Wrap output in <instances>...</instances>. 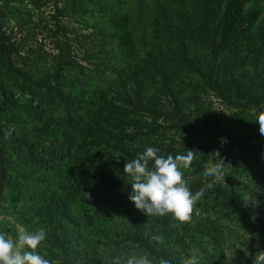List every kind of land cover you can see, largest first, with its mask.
<instances>
[{"label": "trees", "instance_id": "16d2710c", "mask_svg": "<svg viewBox=\"0 0 264 264\" xmlns=\"http://www.w3.org/2000/svg\"><path fill=\"white\" fill-rule=\"evenodd\" d=\"M57 3L86 33L39 76L12 67L0 34V182L14 222L46 232L37 253L50 264H115L142 251L173 264L191 253L201 264H253L264 251V0ZM209 91L228 113L204 105ZM149 147L195 152L182 170L193 193L211 182L203 171L219 151L224 178L189 222L128 199L124 165ZM249 193L258 203L246 206Z\"/></svg>", "mask_w": 264, "mask_h": 264}, {"label": "clouds", "instance_id": "9594fccd", "mask_svg": "<svg viewBox=\"0 0 264 264\" xmlns=\"http://www.w3.org/2000/svg\"><path fill=\"white\" fill-rule=\"evenodd\" d=\"M256 122L259 124L260 134L264 135V111L259 112ZM225 142L226 138H222L221 144ZM158 151L157 148L149 147L124 165V173L131 177L132 184L128 199L148 216L172 214L174 219L182 223L189 222L194 205L204 197L206 191L214 187L217 180L224 178V161L218 150L214 152L218 159L206 165L203 171L204 177L212 178L211 182L193 193L182 170L191 166L195 152L187 150L186 154L165 157L158 155ZM244 200L246 206L250 201L255 202L250 193L244 196ZM45 239L46 232L43 229L32 232L21 230L15 241L0 233V264H50L49 260L36 251ZM151 239L157 243L163 242V237L159 235H154ZM201 260L199 254L191 253L176 257L175 264H201ZM115 264H173V261L156 258L142 251L124 260L117 257ZM253 264H264V251L255 255Z\"/></svg>", "mask_w": 264, "mask_h": 264}, {"label": "rangeland", "instance_id": "374dc122", "mask_svg": "<svg viewBox=\"0 0 264 264\" xmlns=\"http://www.w3.org/2000/svg\"><path fill=\"white\" fill-rule=\"evenodd\" d=\"M245 12L248 18L251 13ZM258 22V18H253L251 23L243 21L241 30L254 27ZM81 33L86 31L82 32L78 22L62 9V4L57 3V0H0V34L9 44L10 63L13 68L17 67L31 76H39V68L44 67L48 61V66H52L54 56L76 54L82 41ZM13 99L19 104L30 102L29 96L20 92H14ZM203 103L216 111L225 108L214 91L203 95ZM228 112L226 107L224 113ZM236 165L240 163L236 162ZM1 181L6 182L4 179ZM0 191V233L9 235L6 230L15 228L18 237L21 230H26L14 222L9 191L1 182Z\"/></svg>", "mask_w": 264, "mask_h": 264}, {"label": "built area", "instance_id": "2783aa9c", "mask_svg": "<svg viewBox=\"0 0 264 264\" xmlns=\"http://www.w3.org/2000/svg\"><path fill=\"white\" fill-rule=\"evenodd\" d=\"M3 234H5V233H3ZM5 236H6V238H11L9 235H7V234H5Z\"/></svg>", "mask_w": 264, "mask_h": 264}]
</instances>
